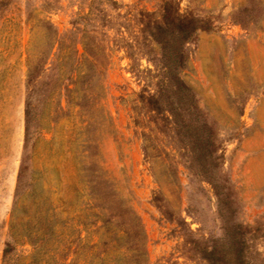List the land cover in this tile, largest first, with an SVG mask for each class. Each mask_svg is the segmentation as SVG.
<instances>
[{"label": "rangeland", "instance_id": "rangeland-1", "mask_svg": "<svg viewBox=\"0 0 264 264\" xmlns=\"http://www.w3.org/2000/svg\"><path fill=\"white\" fill-rule=\"evenodd\" d=\"M115 1L120 13L152 10L156 4ZM87 5L92 12L98 7L97 0H0V264L9 235L14 241L6 259L10 264H52L55 248L66 264H98L103 251L109 264H197L185 252L183 231L213 239L225 222L250 228L248 253L260 264L264 0H178L181 11L209 23L185 46L181 77L222 141V193L231 200V207L222 210L224 221L207 183L179 165L171 171L156 161L152 171L144 162L139 128L132 122L139 83L127 71L122 52L114 49L104 73L90 78L87 86L78 81L70 93L62 88L71 87L75 65L85 68L76 55L60 62L58 78H45L37 102L38 134L23 150L27 66L46 55L53 29L67 42L69 23ZM24 154L31 186L25 188L24 182L13 201ZM134 221L143 235L141 249L135 250L124 233Z\"/></svg>", "mask_w": 264, "mask_h": 264}, {"label": "trees", "instance_id": "trees-1", "mask_svg": "<svg viewBox=\"0 0 264 264\" xmlns=\"http://www.w3.org/2000/svg\"><path fill=\"white\" fill-rule=\"evenodd\" d=\"M97 3L95 12L87 5L84 13L75 15L66 31V43L64 37L53 29L46 55L27 66L23 150L38 134L40 111L37 102L42 95L45 78H58L60 62L76 55L85 68L77 70L75 65V78L69 77L71 87L63 85L62 88L70 93L76 90L78 81L87 86L90 78L104 73L114 49L122 52L127 71L139 83L133 97L132 122L139 128L144 162L152 171L156 161L164 163L171 171L179 165L191 177L207 183L216 198L217 215L224 221L222 210L231 207V200L229 195L222 193L225 188L221 184L220 173L222 141L198 106L193 91L181 77L187 63L185 46L193 41L199 30L209 29V23L202 17L181 11L178 0H156L152 10L134 8L124 13H120V5L115 0H97ZM112 12H115L114 16ZM45 25L51 28L50 23ZM142 60L145 61L144 66L141 65ZM85 99L96 102L92 97ZM27 157L24 154L20 159L13 201L24 182L25 188L31 186ZM249 230L248 226L225 222L220 236L207 239L186 229L182 233L183 245L189 258L195 259L197 264H258L248 253ZM124 233L129 236L126 241L133 250L141 249L143 235L137 221L131 225L129 233L126 230ZM13 242L11 235L4 241L1 264H10L6 259L13 251ZM103 253L99 254L98 264H109ZM50 257L52 264H66L56 248ZM259 263L264 264V261Z\"/></svg>", "mask_w": 264, "mask_h": 264}]
</instances>
